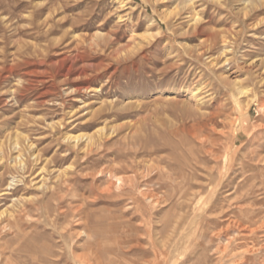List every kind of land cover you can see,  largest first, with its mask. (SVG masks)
I'll list each match as a JSON object with an SVG mask.
<instances>
[{"label": "rangeland", "instance_id": "rangeland-1", "mask_svg": "<svg viewBox=\"0 0 264 264\" xmlns=\"http://www.w3.org/2000/svg\"><path fill=\"white\" fill-rule=\"evenodd\" d=\"M263 158L264 0H0V264H264Z\"/></svg>", "mask_w": 264, "mask_h": 264}, {"label": "bare ground", "instance_id": "bare-ground-1", "mask_svg": "<svg viewBox=\"0 0 264 264\" xmlns=\"http://www.w3.org/2000/svg\"><path fill=\"white\" fill-rule=\"evenodd\" d=\"M189 5V4H188ZM188 5H186L185 6V9H182V11H180V12H178L175 16H173V17H171L169 14H165L163 17H164V19L166 20V21H168V24H173L174 26L175 25H177V22H178V20H183V19H185L186 20V22L188 23V26H193L194 28H196L200 23H201V19L197 16V14H191V15H189L191 12L190 11H192L191 9V7H187ZM173 19V20H172ZM172 22V23H171ZM109 39H106L105 41H108ZM104 41V42H105ZM112 43V41L111 40H109L108 42H106V45H109V44H111ZM202 54V51H199L198 52V54H197V56H200ZM248 92V89H246V88H244V87H242V86H240L239 88H238V94L237 95H242V94H248L247 93ZM80 138H83V137H81L80 135H77V136H69V139H71V140H74V141H79L80 140ZM89 139V144H93L94 143V137L93 136H90V137H88L87 138V140ZM256 151V150H255ZM227 152V151H226ZM254 152V151H253ZM258 154H259V152H258ZM257 154V155H258ZM253 155H256V154H253ZM19 156H20V154H19ZM18 156V157H19ZM259 156V155H258ZM257 158V157H256ZM255 158V159H256ZM258 159V158H257ZM261 159V158H260ZM264 159V158H263ZM233 160V159H232ZM240 161V160H239ZM258 161V160H257ZM262 161V160H261ZM230 164H231V162H230ZM243 164V163H242ZM248 164V163H247ZM246 164V165H247ZM257 164V163H256ZM261 164V163H260ZM259 164V165H260ZM255 165V164H254ZM227 166V165H226ZM248 166V165H247ZM257 166V165H256ZM245 167V166H244ZM255 167V166H254ZM44 168V166L41 168V170ZM246 168V167H245ZM252 168V167H251ZM247 169V168H246ZM249 170H250V168H249ZM212 171V170H211ZM247 171V170H246ZM112 172V171H111ZM248 172V171H247ZM246 172V173H247ZM249 173V172H248ZM109 175H111L112 177L111 178H114L115 179V183H114V186H116V184H118V186H120L122 183H125L126 181H128V179L126 178V176H120L118 173H112V174H110L109 173ZM252 176V175H251ZM250 176V177H251ZM256 176V175H255ZM253 178V177H252ZM251 178V179H252ZM249 179V178H248ZM250 179V180H251ZM245 180V179H244ZM253 181H255V180H253ZM247 183H248V181H247ZM255 183V182H254ZM251 184V183H250ZM264 184V183H263ZM204 185V184H203ZM249 187V186H248ZM252 187H254V186H251V188ZM263 188V187H262ZM204 189V188H203ZM248 189V188H247ZM250 189V188H249ZM248 189V190H249ZM257 189V188H256ZM259 189V188H258ZM264 189V188H263ZM254 191V190H253ZM252 191V192H253ZM255 191H257V190H255ZM254 193V192H253ZM256 193V192H255ZM4 194H6V192H4V193H2L1 195H4ZM241 196V195H240ZM243 197V196H242ZM148 199H152V197L149 195L148 197H147ZM243 198H245V197H243ZM242 198V199H243ZM239 199V198H238ZM242 199H239V200H242ZM262 199V198H261ZM211 200V199H210ZM260 203V202H259ZM263 203V202H262ZM240 207V206H239ZM21 212V211H20ZM20 212L19 213H13V214H11L10 215V217H7V218H2V214H0V226H2L3 228H9L10 230H13V226L14 225H16L17 223H19L21 220H22V217H21V214H20ZM24 212V211H23ZM9 214H6V216H8ZM229 217V216H228ZM233 220V219H232ZM230 223V222H229ZM258 229V228H257ZM252 230V229H251ZM254 231V230H253ZM252 231V232H253ZM238 238V237H237ZM256 239V238H255ZM232 251V250H231ZM2 253H5V250H2L1 251ZM247 253V252H246ZM5 255V254H4ZM244 256V255H243ZM4 257V256H3ZM104 257V256H103ZM4 258H6V257H4ZM8 259V258H7ZM79 259V258H78ZM5 260V259H4ZM3 260V261H4ZM89 260V259H88ZM246 260V259H245ZM2 261V262H3ZM90 261V260H89ZM105 262V261H104ZM237 262V261H236ZM4 263V262H3ZM115 263V262H114ZM84 264V263H83Z\"/></svg>", "mask_w": 264, "mask_h": 264}]
</instances>
